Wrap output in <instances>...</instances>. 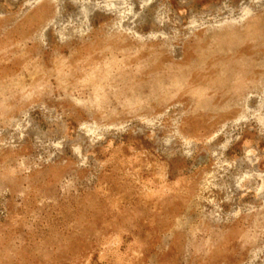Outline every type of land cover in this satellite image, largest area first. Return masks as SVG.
<instances>
[{
    "label": "rangeland",
    "instance_id": "obj_1",
    "mask_svg": "<svg viewBox=\"0 0 264 264\" xmlns=\"http://www.w3.org/2000/svg\"><path fill=\"white\" fill-rule=\"evenodd\" d=\"M0 264H264V0H0Z\"/></svg>",
    "mask_w": 264,
    "mask_h": 264
}]
</instances>
